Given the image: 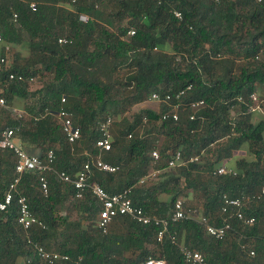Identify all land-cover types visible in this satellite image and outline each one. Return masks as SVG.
Returning <instances> with one entry per match:
<instances>
[{"label":"trees","instance_id":"obj_1","mask_svg":"<svg viewBox=\"0 0 264 264\" xmlns=\"http://www.w3.org/2000/svg\"><path fill=\"white\" fill-rule=\"evenodd\" d=\"M36 2L33 11L28 0H0L5 43L27 52L17 51L12 67L0 68V96L9 105L0 111V135L14 127L28 154L44 158L53 149L56 161L46 175L47 196L36 173L23 174L18 186V194L28 198L45 228H22L17 198L7 211H0V264H46L29 240L69 256L59 264H146L149 258L185 264V248L201 252L208 264H264V197L252 198L244 210L246 217L256 219L253 225L233 216L235 209L223 213L221 199L223 194L253 197L264 186V118L255 121L250 111V96L258 91L264 106V0ZM67 3L73 9L65 7ZM80 14L91 20L81 22ZM131 30L135 33L130 36ZM61 38L68 43H59ZM121 57L128 59L123 75L117 66ZM9 73L16 79H9ZM37 78L46 79L37 102L26 104L25 117L14 118L10 108L29 98L30 84ZM188 86L191 90L176 99ZM153 94L162 99L170 95L171 100L162 102L159 111L142 110L133 123L114 121L111 150L97 147L101 122ZM199 101L205 106L195 112L192 104ZM177 103L179 119L163 120ZM222 106L238 107V118L223 117ZM62 109L81 129L74 144L57 117ZM153 150L161 155L158 167L163 171L139 184L152 168ZM179 151L184 164L167 167ZM195 156H201L200 161L191 162ZM98 157L119 169L110 173L94 168L89 184L97 183L110 194L131 189L133 203L160 219L168 218L176 199L190 191L202 197L197 209L210 222L222 225L227 220L231 230L218 240L197 220H181L170 222L158 242L160 225L119 216L103 235L95 225L101 205L92 191L77 199L74 187L57 175L76 178L85 163ZM15 166L14 153L0 149V195L13 182ZM221 166L236 175H215Z\"/></svg>","mask_w":264,"mask_h":264},{"label":"built area","instance_id":"obj_2","mask_svg":"<svg viewBox=\"0 0 264 264\" xmlns=\"http://www.w3.org/2000/svg\"><path fill=\"white\" fill-rule=\"evenodd\" d=\"M28 1L30 8L33 11H36V0ZM256 1L260 2L261 0ZM73 2H75V0H73ZM174 15L178 19L182 18L180 12H175ZM79 20L83 23H88L91 18L86 14H80ZM134 33L135 32L131 30L129 32V35H134ZM59 43H68V39L61 38L59 39ZM11 51L12 47L9 44L5 43L3 36L0 33V68L2 70H5L8 67L9 55ZM9 79H16V75L14 73H9ZM22 79V76L18 77V80ZM191 88V86H188L178 91V93L176 94V99L181 100L191 90ZM250 98L253 101V106L251 107L250 111L256 112L260 110V101L257 93H253ZM170 100V95H168L165 99H162L158 94H153L150 98V101H155L159 105L162 102H169ZM239 100L242 101V98H239ZM62 102L65 103V98L62 99ZM204 106L205 103L203 101H199L192 104V109L197 112ZM180 107V103L173 105L172 110L169 113L164 114L162 119L168 120L172 118L174 121H177L179 119V112L181 110ZM10 109V112H12L14 118H23L27 115L24 109L19 110L13 107ZM2 110H9V105L7 104L6 98L4 96H0V111ZM194 114L191 116L192 120L194 119ZM57 117L60 121L63 132L66 135L68 142L74 144L81 137V129L79 126L75 125L72 114L66 109H62L58 113ZM113 123V117L109 116L105 121L99 124L102 137L97 141V147L102 151H109L112 148L111 127ZM16 132V128L6 127L5 129H3L0 135V149L11 150L16 157L15 178L10 184L9 188L6 190V192L3 195H0V211H7L8 207L14 202L15 198H17L16 200L19 208L18 223L22 226V228L26 231L31 230L35 226L45 228L43 221H41L32 212L28 198L21 193L18 194V186L21 182V177L23 174L36 173L39 177L40 189L42 193L47 196L49 193V182L46 175L47 173L54 171L56 154L53 149L48 150L44 158L28 154L27 151L22 147L16 135ZM200 157L201 156L191 157L190 161L198 162L200 161ZM151 159L152 168L147 175L143 176L139 180V184H144L151 179H156L163 171V168L158 167L160 162L162 161L161 155L158 150H153L151 152ZM183 164V156L180 151L175 153V155L169 161H167V167L169 168H175L176 166H180ZM94 168L100 171L110 173H114L119 169L117 166L107 163L103 161L100 157H98L92 162L85 163L78 172L76 178H72L70 175L64 172L57 173V175L63 182L70 183L74 187L77 199H82L87 189H90L92 191V193L98 199L101 205L95 225L96 228L103 235H106L109 232L110 226L113 223L114 219L119 216H128L143 225H149L151 223L160 225L162 228L160 229L157 235L158 242L163 241L164 236L168 231V226L170 222H177L181 220H197L202 224L207 235L218 240L223 239L226 236L227 232L231 230L232 226L227 220H225L222 225H217L215 223L210 222L209 218L203 215L201 210L197 208L186 209V201L182 197H178L176 199L174 203V209L168 218L160 219L156 216H150L145 212V210L141 206H137L133 203L130 197L131 189H126L120 193L110 194L97 183L89 184L88 182L93 174ZM214 174L217 176H235L236 171L232 168L221 166L215 170ZM262 197H264V186L261 188L258 194L253 197H231L227 194H223L221 198L223 204L222 211L223 213H228L230 209H235L236 212L233 214V216H235L238 220L244 222L245 224L253 225L256 219L254 217H246L244 210L247 204L252 201V198L260 199ZM172 241H175V237H172ZM29 243L33 245L38 256L46 264H59L69 260V256L66 254H62L57 251L47 250L44 246L35 243L32 240H29ZM182 251L185 258V264H208L201 252L186 248L182 249ZM250 255H255L254 250L250 251ZM146 264H167V262L164 259L149 258L146 261Z\"/></svg>","mask_w":264,"mask_h":264},{"label":"rangeland","instance_id":"obj_3","mask_svg":"<svg viewBox=\"0 0 264 264\" xmlns=\"http://www.w3.org/2000/svg\"><path fill=\"white\" fill-rule=\"evenodd\" d=\"M65 7H67L68 9H73V6L69 5L68 3L66 4ZM17 51H20L22 53V55H26V53H27L25 50H21L20 48H17V50L12 48V51L9 55V64H8L7 68H10L13 65L14 55L16 54ZM127 60H128L127 58H122V57L118 59L117 66L119 68V70H118L119 75H123L124 70L126 68V63L128 62ZM45 80H46L45 78H37V79H35V81L31 82L30 90H29V93H30L29 98L26 101H16L12 105L13 108L21 110L20 108L23 107V109L25 110L26 104L36 103L37 98H38V96H37L38 92L43 87ZM0 89H1V86H0ZM257 95L259 96V101H260V110L259 111H261L260 113L264 115V106H262L263 101H262V99H260L261 97H260L259 92L257 93ZM152 105L153 104L151 102L149 103L148 107L147 106L143 107L142 105L136 104L133 107H131L130 109L126 110L125 112H121L117 115H112L113 120L115 121L114 125H116L117 123H121L120 121H122L124 118L127 121L133 123L138 118V116L140 115L142 110H144V108H150ZM220 112H221L222 116L228 120L237 119L239 116V113H240L238 107L227 108L226 106L225 107L222 106L220 109ZM253 116H254L255 121H258V118H256V117H259V116H257V115H253ZM208 124H209V122H205V124H204L205 128H207ZM114 128H115V126L113 127V129ZM225 141H226V139L223 140V142H225ZM208 159L211 162V157H209ZM215 161H216L215 158L212 157V162L214 163ZM189 192L190 191H188L187 193H185L184 195H181L179 197H182L185 199L187 206L196 207V208L201 207L202 206L201 203H203L202 197L200 195H197V196L194 195V196L190 197V196H188ZM162 197H167V195H163ZM64 210H65V208L63 209V211ZM64 212H62V214H64Z\"/></svg>","mask_w":264,"mask_h":264},{"label":"crops","instance_id":"obj_4","mask_svg":"<svg viewBox=\"0 0 264 264\" xmlns=\"http://www.w3.org/2000/svg\"><path fill=\"white\" fill-rule=\"evenodd\" d=\"M259 92V91H258ZM152 103L153 105V107L151 106L150 108H144V110H146V109H148V110H153V111H159V109H160V105L157 103V102H155V101H150V100H148V101H145V102H143V103H140L139 105H142L143 107H145V106H149V103ZM20 109H23V107H21ZM261 111H256V112H254V115H257V116H259V117H256V118H258V120L259 119H262V118H264V115L263 114H261L260 113ZM204 129H206V128H204ZM197 196L195 193H193V192H189L188 193V196H190V197H192V196ZM203 202V201H202ZM202 204V203H201Z\"/></svg>","mask_w":264,"mask_h":264}]
</instances>
